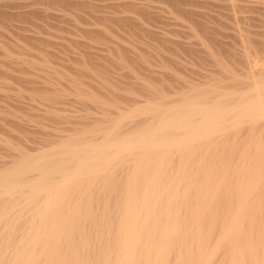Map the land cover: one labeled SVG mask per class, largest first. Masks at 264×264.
<instances>
[{
	"label": "bare ground",
	"instance_id": "1",
	"mask_svg": "<svg viewBox=\"0 0 264 264\" xmlns=\"http://www.w3.org/2000/svg\"><path fill=\"white\" fill-rule=\"evenodd\" d=\"M166 1L189 15L194 27L216 43L211 25L199 19L197 9L192 12L198 16L192 17L191 10L183 8L186 0L182 6L180 0ZM76 3L0 0V73H10V68L3 69L5 63H41L43 57L37 53L34 59V51L13 50L30 46L21 45L22 38L43 41L44 47L50 40L48 44L60 47V40L41 37L44 32L37 35L34 28H28L32 37L26 36L27 18L41 10L38 5H46L45 12L46 7L81 5ZM217 3L225 10L219 16L228 19L220 21V17L218 23L233 30L232 42L240 51L228 50L221 40L219 44L225 46L220 45V52L228 58L232 52L239 54L241 60L235 57V62L241 61V68H229L216 85L193 88L192 94L173 103L136 101L111 123L106 119L110 124L103 118L105 127L92 129L97 135L87 131L91 133L87 137L84 129L83 136L62 134L34 152L0 160V264H264V46H256L264 44L251 36L247 14H240L242 8L264 11V0ZM147 5L146 12L151 7ZM72 40L80 46L81 41ZM135 116L148 118L135 124L137 119H129ZM120 169L126 170L121 171L125 176L121 188L114 181ZM96 183L98 194L93 189ZM93 195L102 203H93Z\"/></svg>",
	"mask_w": 264,
	"mask_h": 264
},
{
	"label": "rangeland",
	"instance_id": "2",
	"mask_svg": "<svg viewBox=\"0 0 264 264\" xmlns=\"http://www.w3.org/2000/svg\"><path fill=\"white\" fill-rule=\"evenodd\" d=\"M77 1L81 4L77 7L68 6L69 8H67L65 6H56L57 8L55 7V10L53 7V10H51V8L47 9L46 7L47 13L52 11L50 16L47 13L45 14L46 10L43 12L46 5H38L41 10H38V12H36L37 14L34 12L30 13V15H33H29L27 18L29 20H27L28 23H26V30H28V28L33 30L32 28H34L35 32H38L36 33L37 35L41 34L39 31H43L44 33H42L44 35H40L41 37L46 34L45 38L51 36L52 42L60 40L58 43H60L62 47L60 44V47H57V44L53 45L54 43L48 44L51 43L49 40L50 42L48 41L47 45L50 46L47 47V45H45L47 47V49H45L46 47L42 45L43 41L39 42L38 45L31 38H29L28 41H24V38H22L20 39L21 45L25 42L26 44L29 42L28 44L31 46L32 42V48H30V46L27 47V45V48L25 47L26 49L13 47V50H16L15 52L17 53L24 52L22 54H25L27 49L26 54L34 51V53H31V55H35L34 59H36L37 56L40 58L43 57L41 58V63L37 62L38 64L35 63L34 65L33 63L32 65L29 61H26L28 64H21V62H19V64L12 63L11 65V63H7L8 65H6L5 63L2 65L3 69H7L8 72V68H10V73H7V75L0 73V160H7L8 157V160L10 158L12 159V156H17L23 152H34V149L56 142L62 134H74L75 137H77V134L83 136V131L92 133L94 126L95 130L99 131L97 127L103 126L108 119L109 122L112 121L113 119L111 118L118 117L120 112L123 114V112L128 111L126 108L130 109L131 104H134V102L135 105L137 103L140 104L147 98L152 100L151 103H157L158 101V103L160 102L163 104L165 102L169 104L168 101L171 103L173 100H175L173 102H176V100L182 98V95L192 94V91H194L193 88H201L203 90V88L207 85L209 86L211 82V85H216L217 81L221 79V75H223V77L226 76L224 74L227 72L225 73L224 71L229 70V68L237 69L239 66L240 68L242 67V65H240L242 64L241 61L240 63L238 62L239 64L235 62L237 60L235 57H238L239 60L241 59L239 58L240 55L237 54L240 53L239 48H236L239 45L237 46V42H232L233 38L231 35L233 34V30H231L228 25L226 26L225 24L218 23L220 17V21L227 22L228 20L224 16H219V12H225L224 8L221 9V7H218L219 4L217 2H219V0H186V4L181 2L184 0H180V3H182L181 6L185 4L183 8L186 11H188V9L191 10L188 12L194 14L193 16L191 15L192 17L199 12L198 15L200 14V18H198L201 20L204 19V22L211 25H209L211 27L210 35L216 38L214 40H217L216 43H212L211 40L208 39L209 37L207 38L202 31L194 27L190 18H187L190 17L189 15L184 16L183 12L177 11L175 7L169 3H165L167 2L166 0H164L165 2L163 0ZM82 2L84 5H82ZM221 2L223 3V1H220V4ZM209 3L215 5L211 6ZM238 3L240 4V2ZM146 5L147 7L151 6L149 9L146 7L150 12L145 11ZM160 6L163 9H159ZM151 8L153 10H151ZM243 9L244 8L240 9V14L241 12L242 15L247 14L245 16L251 19L248 21L251 25L248 24V26H250V30L252 28L251 31L255 34L252 33L251 36L257 43L259 41V43L261 42V44H264V40H262L264 39V28L261 29L262 25H264V22H261L264 21V11L256 10L255 12V10H253L251 12L248 8H245L246 11L245 9L243 11ZM195 10L198 12H192ZM159 11L164 17L161 16ZM142 12H146L148 15ZM165 12L168 15L164 14ZM52 13H57V17L55 16V18V14L52 15ZM156 13L160 16H156L158 15ZM61 15L63 19H60ZM120 15L123 16L120 17ZM104 16L105 18H103ZM169 16L174 17L170 18ZM252 16H254V21ZM132 17L133 19L131 21ZM165 17L168 20L171 19L172 21L169 20L171 23L166 20ZM120 18L124 20L122 21ZM128 20L131 22L129 25ZM49 21H51V23H49ZM30 22L33 23L31 24L33 27L29 25ZM88 28L89 30H91L90 28L93 29L91 31L92 33L87 30ZM157 30L158 32H155ZM159 30L162 32L161 34ZM20 31L22 33L26 32ZM45 31H50L51 35ZM83 31H86V33ZM213 31L218 33L215 34ZM21 32H18V35H20ZM29 32L28 30V35L25 33L26 36L32 37V31L30 35ZM15 34H17V32ZM15 34L14 36L16 37ZM25 34L22 35L25 36ZM215 35L217 37H215ZM33 37L36 38L38 36ZM65 38L67 41H65ZM72 38L74 41H81L80 44L77 42L80 46H77L75 42H73L74 44L70 43L73 41ZM221 40L224 41L220 43L227 45L219 44L218 41ZM217 42L219 46L216 45ZM36 44L38 45L37 47ZM207 45L209 47H207ZM220 45L225 46V48L227 47V49L231 51H237L238 49V52H235L238 56H236L235 53L233 54L234 51L232 52V56L235 60L233 57L231 58V55L230 58H228L229 56L225 57V55H222L220 52ZM256 46L262 48L264 45ZM84 50L87 52L85 55ZM42 52H44V54ZM29 55H25L24 57L30 60L33 57L31 58ZM40 58H38L37 61H40ZM231 59L234 60L236 67L232 64ZM32 61L33 59L31 62ZM13 64L16 65L15 69H13ZM222 66L226 68L224 67L223 69ZM17 67L21 70H17ZM197 84L200 86H197ZM202 84H204L203 87L201 86ZM176 89L182 91L180 92L181 94L178 93ZM172 92L173 94L177 92L179 98L173 95ZM115 93L118 94V97L114 96H117ZM166 94L168 96H166ZM136 101L138 102L136 103ZM147 101L148 99L145 102ZM102 104L106 105L102 107ZM138 118L135 116L133 120L131 118L129 119L131 121H136L137 119L135 122L136 124L138 121H144L148 117L138 116ZM140 118L144 120H140ZM131 121H127L126 119L128 124H130ZM109 122L107 121V124ZM128 124L125 125L127 126ZM125 125H123V127ZM107 126L108 125H106V127ZM126 126L124 128H126ZM121 129L122 127L120 130ZM121 131L123 132L125 129ZM89 132L86 133L87 137L91 134H89ZM95 134L96 133H94V135ZM206 159L208 158H205V163L208 162ZM121 171L125 172L126 170L120 169V172H115V174L119 175L118 178H121L120 182L117 179L118 175H115L116 178L114 179V181H117L120 188L123 186L125 178L124 172L122 174ZM98 184H93L94 188H92L94 191L95 187H97L96 191H98ZM100 184L103 185L101 181ZM117 184H114L116 188ZM96 194H98V192H96ZM93 196L96 197V201L94 200L95 202L93 203H102L99 196L98 199L96 195Z\"/></svg>",
	"mask_w": 264,
	"mask_h": 264
}]
</instances>
